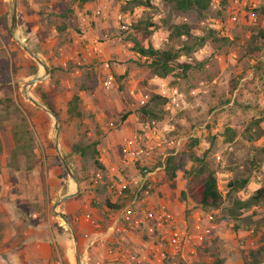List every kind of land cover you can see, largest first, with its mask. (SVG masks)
Returning <instances> with one entry per match:
<instances>
[{
  "label": "rangeland",
  "instance_id": "374dc122",
  "mask_svg": "<svg viewBox=\"0 0 264 264\" xmlns=\"http://www.w3.org/2000/svg\"><path fill=\"white\" fill-rule=\"evenodd\" d=\"M71 1L16 0L15 23L14 28L11 29L12 0H0V91L2 87L10 86L15 88L19 86L22 90L28 91L34 85L21 78L23 73L33 71V67L37 65L36 57L29 47L35 49V46L51 35L50 33H57L59 42L67 40L65 29L61 26L63 24L66 26L69 20L60 18V14L65 4L73 7L75 1L70 3ZM134 1L124 0V3H120V9L132 15L131 25L126 28L120 27L116 32L123 35L120 41L129 40L127 31L132 29L139 19L149 14L157 25L146 42L159 49L179 48L186 44L190 48L189 51H181L177 60L196 63V66L187 72L186 77L178 79L173 73L163 80H149L151 77L149 70L139 65L138 55H135L136 58L132 59V67L133 70L139 71H136L134 79L142 77L145 82H140L139 87H133V99L134 102L136 101L134 112L147 101L150 94H159L167 98L162 107V118L153 120L159 125L166 124L171 127L170 136L175 140L174 147L166 149L165 152L169 151L172 155L181 154L187 169L195 164L191 156L206 152L207 163L214 169L218 188L225 196L222 207L232 206L234 199H248L255 189L264 186V37H260L264 34V0H224V2L213 0L203 15L195 11H175L162 0H150L153 4L152 8L137 6ZM36 9L38 15L34 17ZM73 16L75 19L80 18L76 14ZM164 18L167 19L166 23L162 21ZM35 22L41 24V27L36 29ZM118 23L123 25L119 21ZM173 24L186 25L190 35L176 36L172 28ZM203 37L206 38L202 44H199L200 38ZM216 38H223L222 40L226 39V41L218 42ZM22 45L27 47L28 51L25 52L29 56H16L12 53L13 50L17 52L18 49L24 52ZM23 59H27V66L20 64ZM38 62L41 65V62ZM41 86H35L36 94L39 93ZM45 86L46 84H43V88ZM102 86L111 89L113 84L108 88L103 83ZM121 88L123 90L124 85ZM23 97L24 95L21 96ZM47 97V94L39 95L41 101ZM231 100L232 104H229ZM4 103H8V99L0 98V168L2 161H6L3 160L2 152L14 142L16 148L26 152L35 147L44 154L50 153L47 155L52 156L53 164L61 165L59 176L72 179L67 171L62 172L63 160L70 174L75 171L74 166L79 168L80 180L83 184L87 185L92 180L95 176L96 157L94 152L91 153L92 142L89 138L93 134H89L88 129L83 128V132L80 131L77 136L74 126H69L67 131L64 127L60 139L62 143L59 145L60 124L57 118L55 121L53 116H49L48 121L41 125L39 131L30 128L28 123L24 124L25 121L19 124V120L17 121L15 117L10 118L9 122L12 124H9L3 118ZM35 111L37 112L38 109L30 110L31 117L36 114ZM8 114L7 112L6 115ZM14 114L18 116L17 112ZM55 122L58 125L57 130ZM225 126H231L236 130V136L231 142H225L223 139L222 132ZM108 127L114 126L111 123ZM92 131L95 129L93 128ZM63 145L69 146L68 154L64 153ZM79 145L88 146L85 155H79L75 160L74 155H78ZM54 156H57V162ZM14 157H11V163L15 165L14 162L18 160H13ZM32 161L30 158L27 163ZM245 176L248 177L246 186L231 192L228 196L225 193L228 180ZM186 179V175L178 171L177 176L170 180L163 168L156 175V190L159 192V197L164 199L162 203L167 208L166 200L176 202L187 228L196 220H200L204 225L208 224L210 228L205 240L196 245L194 254H188L189 259H192L194 264L208 262L211 264L217 258H220L224 264H241L244 260H249L247 256L250 251L256 253L260 264H264V205H253L243 210L236 218L223 220L220 210L202 208L194 204L186 194L181 195L185 190ZM2 183L0 171V190ZM4 192L0 191V197ZM38 193L45 199L49 197L54 200L49 206L45 201L42 204L39 202L40 206H38L42 210H39V217L43 223H48L51 230L49 239L53 252L47 264H84L86 256L90 258L88 264L93 263L96 259L95 257L92 260L96 242L86 246L87 236L84 232H79L76 225L66 221L64 215L67 214L63 213L62 208L56 204L59 197L53 195L52 187ZM1 208L5 211L3 207ZM208 215H211L210 219ZM1 216H3L2 212ZM84 216H87V220L91 218L89 213H85ZM234 223L238 226L236 230H233ZM1 242L0 237V245ZM1 260L3 259L0 257Z\"/></svg>",
  "mask_w": 264,
  "mask_h": 264
},
{
  "label": "crops",
  "instance_id": "0c3cea01",
  "mask_svg": "<svg viewBox=\"0 0 264 264\" xmlns=\"http://www.w3.org/2000/svg\"><path fill=\"white\" fill-rule=\"evenodd\" d=\"M120 3H124V0L75 2L72 7L73 15H77L78 12H82L83 15L76 19L73 16L66 23L67 40L59 42L58 34L50 33L51 35L44 42L35 46L36 52L33 55L36 57L37 70L35 73L32 71L23 73V77H21L27 83L36 79V82H33L34 85L28 91L22 90L19 86L17 88L2 87L3 89L0 91V98L8 99V103L2 105V112L5 116L3 117L4 121L6 120L9 124L11 123L9 122L10 118L14 119L15 117L17 121L19 120V124L25 121L24 124L28 123L30 128L39 131L41 125L48 121V117H52L48 112L51 110L39 99V95L47 94L48 97L45 100L49 103L53 110L51 112L60 124L59 145L62 143L60 139L64 127L67 131L69 126H74L77 136L80 131L83 132V128L84 130L88 129L89 134H93L89 141L95 143L94 153L98 162L94 174L107 173V168L119 164L122 138L134 134L142 122L138 117V112H134L136 101L134 102L133 99V87H139V83L144 80L142 77L134 79L136 71L139 70H133L132 67V59L138 55L131 48L128 49L133 46L132 41L130 39L124 42L103 40L100 43V54L97 56L86 54L85 51L86 46L94 38H100L105 32H118L121 26L116 19L117 15L119 12L125 13L120 9ZM96 9L102 11L100 16L92 15ZM34 12V17H36L38 10L36 9ZM125 14L132 17L128 13ZM34 27L38 29L41 24L35 22ZM17 32H20V26L17 28ZM128 34L133 35V29H129ZM147 38L142 40L144 45L148 43L146 42ZM29 49L31 50L30 47ZM15 51L13 50L12 53H15L16 56H29L25 50L24 52L19 49L17 52ZM27 59H23L20 64L27 66ZM38 61L41 62V65ZM104 61L109 62L108 68L103 66ZM108 77L112 78L111 89L102 86L103 80ZM153 79L161 78L151 75L149 80ZM10 84L12 85V81ZM43 84H46L45 88H43ZM37 85H42L38 94L35 93ZM122 85H124L123 90ZM22 95H24L23 98H21ZM75 96L77 102L74 107H71L68 103ZM26 99L28 100L26 101ZM31 99L41 106L32 102ZM228 103L232 104V100ZM32 109H38L33 117L29 114ZM7 112L8 115H6ZM14 112H17L18 116ZM126 112L128 113L124 116L123 114ZM53 122L52 118V125ZM111 123L113 128L108 127ZM161 125L169 127L166 124ZM93 128L95 131H92ZM169 129L171 131V127ZM62 147H64V153L70 152L68 145ZM47 154L38 151L35 147L29 149L28 152L20 150L16 148L14 142L2 152L3 160L6 159V161H2L0 168L3 181L0 191H5L0 197V213L2 212L3 215L0 217V237L2 238L0 257L3 259L0 264H47L49 262L53 252L49 239L51 230L48 223H43L39 217L42 210L38 206L44 201L49 206L54 200L49 197L45 199L38 192H43L51 187L53 195L59 197L56 204L62 208L63 213L67 214L68 222L76 225L78 231L84 232V235L87 236L88 244L86 246L91 242H96L94 245L96 252L93 251L92 260L97 257L99 250L106 255L107 247L111 246L126 256L136 258L134 262L126 260V263L123 262V264H181L184 262L173 254H168L163 262H160L152 241L139 233L128 232L122 238H119V235H108L106 231L108 217L115 210L109 209L105 200L109 199L112 203L116 200L109 196L105 177L96 185L91 181L85 185L80 180L81 173L76 166H74L75 171L71 174L73 175L72 179L59 177V166L53 164L52 156ZM12 156H15L13 160L19 161L14 162L15 165L11 163ZM30 158L33 161L27 163ZM74 158L76 160L79 155H74ZM42 164H44L43 167ZM67 195L71 196L60 201ZM162 200L164 199L159 197L157 190L152 196V201L156 204L162 203ZM166 201L168 208L183 223L176 202L169 199ZM85 213L90 214L89 220H87V216H84ZM97 222L100 223V228H96Z\"/></svg>",
  "mask_w": 264,
  "mask_h": 264
},
{
  "label": "built area",
  "instance_id": "2783aa9c",
  "mask_svg": "<svg viewBox=\"0 0 264 264\" xmlns=\"http://www.w3.org/2000/svg\"><path fill=\"white\" fill-rule=\"evenodd\" d=\"M101 14L100 9L92 13L93 16ZM82 15V12L77 13L78 17ZM116 19L123 24L120 25L123 28L131 25L130 17L125 13L119 12ZM122 36L120 33L105 32L86 46V54L97 56L100 54L101 41H120ZM103 65L108 68L109 62L104 61ZM102 83L108 88L112 84V78L108 77ZM174 141L170 136L169 127L154 121H142L134 134L122 138L119 164L107 168V173L95 174L91 183L96 185L105 177L110 198H119L121 202V207L108 217V235H119V238H122L128 232L139 233L152 241L160 262H163L168 254H173L185 264H194L188 254L193 255L196 245L205 240L210 229L208 224L204 225L200 220H196L187 228L164 203L155 204L152 201L153 194L157 192V172L164 168V158L171 154L165 150L172 149ZM210 218L211 215H208V219ZM96 228H100V224H97ZM97 254L91 264H123L126 260H136L134 256H126L111 246L107 247L106 255L101 250ZM89 259V256H86L84 264H88Z\"/></svg>",
  "mask_w": 264,
  "mask_h": 264
},
{
  "label": "trees",
  "instance_id": "16d2710c",
  "mask_svg": "<svg viewBox=\"0 0 264 264\" xmlns=\"http://www.w3.org/2000/svg\"><path fill=\"white\" fill-rule=\"evenodd\" d=\"M77 3H82L87 0H72ZM72 1L70 3H72ZM165 4L171 6V8L178 12H188L195 11L199 15H203L206 10L209 8L213 0H162ZM224 2V0H221ZM134 3L136 5H143L148 8H152L153 4H151L150 0H135ZM73 16V9L70 4H65V7L61 10L60 18L63 20H70ZM151 15H147L145 18L138 20L133 26V35L129 34V39L132 41V51L138 54L137 62L139 65L145 66L151 75H154L158 78L165 79L169 75H174L179 79L180 77H186L187 72L196 66V63L191 61H178V57H180L181 51L188 52L189 46L184 44L182 47L174 48L169 47L167 49H159L155 48L152 44L147 43L144 45L142 40L147 38L152 33L153 29L156 27L157 23L154 22ZM164 23L167 22V19H162ZM64 29L66 26L63 24L61 28ZM59 28V30L61 29ZM172 28L175 30L176 36L181 35H190V30L186 25L173 24ZM260 37H264V34H261ZM206 37L200 38L199 44H202ZM223 39V38H222ZM221 38H216L219 41ZM250 50V48H249ZM31 51L33 53L36 50L31 47ZM251 51V50H250ZM37 70V65L33 67L32 73H35ZM178 71V72H175ZM7 77L9 74L6 73ZM43 95V94H42ZM167 98L159 95V94H150L149 98L146 102L140 105L137 109L139 117L142 121H153L154 119L162 118V107L166 103ZM75 102H77L76 96L68 103L69 106L74 107ZM42 103L49 108L52 112L49 103L46 100H42ZM56 115V114H55ZM125 116V115H124ZM186 129L184 128V131ZM222 136L225 142H231L236 136L235 128L231 126H225L222 132ZM194 141V140H193ZM80 147L77 149L78 155L84 156L85 149L88 145H79ZM92 147L91 153L95 152V143H90ZM206 152L191 156V160L195 163L192 168H185L184 158L182 155H172L169 154L164 158V173L170 179L173 180L178 171H181L186 175V183L185 190L182 191L181 195H187L190 200L202 207V208H212L220 210V216L223 220H228L230 218H236L242 211L245 209H249L251 206L256 204L264 205V186L259 187L254 190V192L249 196L246 200L234 199L232 202V206L230 207H222V203L224 201L225 196L221 193L217 185V179L215 176V171L211 168L206 160ZM56 162L58 161L57 156H55ZM95 164L98 165L97 160L95 159ZM60 167V163L58 164ZM144 170L146 168H141ZM62 172H66V169H62ZM62 177V176H59ZM79 181V180H78ZM248 183V177L241 178H232L228 180L226 183V194L230 196L231 192H236L238 190L243 189ZM173 186V184L171 183ZM106 205L111 210H117L121 207V202L119 198L116 202L112 203L109 199L105 200ZM66 219L68 216L64 215ZM264 222V219H263ZM233 230L238 228L237 224L234 223ZM249 260H244L241 264H260L259 258H257L256 253L250 252L248 254ZM210 264V263H206ZM211 264H224L220 258L212 261Z\"/></svg>",
  "mask_w": 264,
  "mask_h": 264
},
{
  "label": "water",
  "instance_id": "95a60500",
  "mask_svg": "<svg viewBox=\"0 0 264 264\" xmlns=\"http://www.w3.org/2000/svg\"><path fill=\"white\" fill-rule=\"evenodd\" d=\"M15 17H16V0H12V12H11V29L14 28V23H15ZM22 48L25 50V51H28L27 47L25 45H22ZM31 56H33L31 53H29ZM36 79L34 80H31L30 83H33ZM32 102H34L35 104L41 106L40 104H38L35 100L31 99ZM54 118V114L51 112V111H48ZM56 121V119H55ZM55 128L57 130L58 128V125L57 123L55 122ZM62 163H63V166L64 168L66 169L67 173L73 178V175L70 174V171H69V168L68 166L65 164V162L62 160ZM71 195H67L65 197H63L60 201H63L65 200L67 197H69ZM66 221L68 222V220L66 219ZM73 239L75 240V237L73 236Z\"/></svg>",
  "mask_w": 264,
  "mask_h": 264
}]
</instances>
